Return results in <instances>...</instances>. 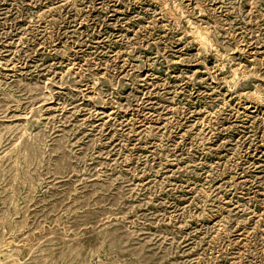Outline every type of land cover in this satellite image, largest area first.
<instances>
[{"label":"rangeland","instance_id":"374dc122","mask_svg":"<svg viewBox=\"0 0 264 264\" xmlns=\"http://www.w3.org/2000/svg\"><path fill=\"white\" fill-rule=\"evenodd\" d=\"M0 264H264V0H0Z\"/></svg>","mask_w":264,"mask_h":264}]
</instances>
